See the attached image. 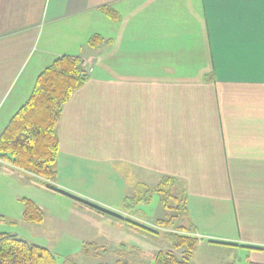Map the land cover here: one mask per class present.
Segmentation results:
<instances>
[{
	"label": "crops",
	"instance_id": "0c3cea01",
	"mask_svg": "<svg viewBox=\"0 0 264 264\" xmlns=\"http://www.w3.org/2000/svg\"><path fill=\"white\" fill-rule=\"evenodd\" d=\"M94 34L110 44L89 46ZM61 55L90 76L63 108L55 185L78 196L64 176L100 164L134 193L173 176L205 237L192 262L264 264V0H0V132Z\"/></svg>",
	"mask_w": 264,
	"mask_h": 264
},
{
	"label": "rangeland",
	"instance_id": "374dc122",
	"mask_svg": "<svg viewBox=\"0 0 264 264\" xmlns=\"http://www.w3.org/2000/svg\"><path fill=\"white\" fill-rule=\"evenodd\" d=\"M7 101L5 106L10 102V96ZM1 120L0 115V123ZM93 168L96 169L93 179L76 181L64 176L65 182L74 192H80L78 196L114 214H83L72 196L37 187L0 169V232L16 233L20 238L49 248L56 255L58 264H156L153 255L169 250L181 257L183 248L175 250L170 230L158 229L154 224L168 212L177 213V210L166 209L161 194L153 190L160 180H151L153 185H137L134 193L127 185L128 181L108 178L107 172L102 171L105 164ZM122 169H127V165ZM123 176L126 178L127 174ZM177 184L180 192L186 193L180 180ZM134 195L142 199L133 202ZM24 197L34 200L43 209L42 223L23 220ZM188 217V214H181L179 224L183 222L192 227ZM135 223L152 226L158 232L135 230ZM239 258L236 264H249L245 254H240ZM191 264L195 262L191 261Z\"/></svg>",
	"mask_w": 264,
	"mask_h": 264
},
{
	"label": "trees",
	"instance_id": "16d2710c",
	"mask_svg": "<svg viewBox=\"0 0 264 264\" xmlns=\"http://www.w3.org/2000/svg\"><path fill=\"white\" fill-rule=\"evenodd\" d=\"M102 9L111 19L119 17L118 12L108 5ZM109 44L110 39L100 34L92 35L88 41V45L94 48ZM89 76L83 59L74 55L58 56L42 70L36 78L29 98L0 132V159L38 176L43 186L72 196L82 206L103 214H114L95 203L67 193L54 183L57 178V160L60 152L58 126L63 115V108L75 91L88 82ZM207 76L214 78L213 71ZM153 190L161 194V202L166 209L177 210V213L168 212L166 217L157 219L155 225L158 229L170 230L175 250L183 248L181 257H178L173 250L155 253L153 255L155 263L191 264L203 237L195 234V228L183 226L182 222L179 224L181 214H188L186 193L180 192L177 179L170 175L163 176ZM137 196H132L133 202H139L142 199ZM22 201L23 220L42 223L45 218L43 209L30 198L24 197ZM135 224L137 229L158 232V229L152 226ZM253 248L264 250L263 247L253 246ZM0 264H58V261L49 248L31 243L20 238L16 233L2 231L0 232Z\"/></svg>",
	"mask_w": 264,
	"mask_h": 264
},
{
	"label": "built area",
	"instance_id": "2783aa9c",
	"mask_svg": "<svg viewBox=\"0 0 264 264\" xmlns=\"http://www.w3.org/2000/svg\"><path fill=\"white\" fill-rule=\"evenodd\" d=\"M1 160V159H0Z\"/></svg>",
	"mask_w": 264,
	"mask_h": 264
}]
</instances>
